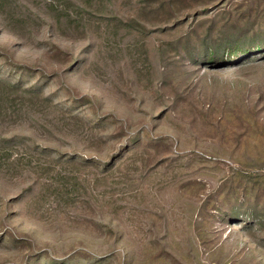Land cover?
Instances as JSON below:
<instances>
[{
    "label": "rangeland",
    "instance_id": "1",
    "mask_svg": "<svg viewBox=\"0 0 264 264\" xmlns=\"http://www.w3.org/2000/svg\"><path fill=\"white\" fill-rule=\"evenodd\" d=\"M255 1L0 10V264H264V48L202 62L185 36Z\"/></svg>",
    "mask_w": 264,
    "mask_h": 264
},
{
    "label": "trees",
    "instance_id": "2",
    "mask_svg": "<svg viewBox=\"0 0 264 264\" xmlns=\"http://www.w3.org/2000/svg\"><path fill=\"white\" fill-rule=\"evenodd\" d=\"M162 4H184L189 3L190 0H157ZM263 0H256L254 3L248 5H233L230 8H225L223 10H219V12L211 18V20L201 19L200 22L194 23L191 25L190 29L185 33V36L193 41V48L197 50V53L193 58L197 60H201L202 62H207V60H223L224 65H230L233 61H237L242 59L243 57L253 53L256 50H260L264 48V9L262 6ZM256 4V5H254ZM259 5V6H258ZM246 6V7H245ZM15 5L11 2V0H0V10H4V12H8L9 8H14ZM200 10V9H199ZM208 12V8L203 10L202 14ZM208 21V22H207ZM180 21L177 23L178 25L182 24ZM203 28V31L200 29ZM199 42L201 45L199 47ZM199 48V50H198ZM227 51L228 57L224 60L223 56H220V51ZM10 87L14 88V84L7 83ZM15 87H20V85H15ZM22 87V86H21ZM26 92H34L38 95L41 94L38 88L36 87H23L22 88ZM74 118L81 119L85 121L87 124L91 126V128H97L102 125V120L98 118V116H94V118H88V116H80L74 115ZM138 136H134L128 142V148L126 151L128 152L126 158H132L133 156L139 153L138 151L141 149L142 145H146L148 143L147 138H137ZM152 142V141H151ZM122 150L114 154L113 158L109 157V160L101 163L105 164L103 167L105 170L108 169L109 166L113 165L118 158H121ZM65 161V160H64ZM69 161L74 163H82L89 164V162H96V160H89V158H82L81 160H76V156L73 158H69ZM249 172L248 175L250 177H254L256 179L257 176H262L264 174ZM242 178V177H240ZM236 192V188L234 189ZM249 199L251 197L247 194L246 196ZM239 199V198H238ZM250 210L248 216L251 219L250 226L253 227L254 222V213L255 209H251L248 206V211ZM253 222V223H252ZM29 262H26L28 264ZM56 263V262H55Z\"/></svg>",
    "mask_w": 264,
    "mask_h": 264
}]
</instances>
